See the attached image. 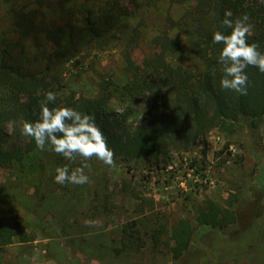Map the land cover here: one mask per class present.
I'll return each mask as SVG.
<instances>
[{"label":"rangeland","instance_id":"1","mask_svg":"<svg viewBox=\"0 0 264 264\" xmlns=\"http://www.w3.org/2000/svg\"><path fill=\"white\" fill-rule=\"evenodd\" d=\"M61 3L0 0V51L10 42L14 44L16 67L41 68L45 60L36 59L40 50L53 49L41 31L28 37L19 34L14 22L17 12H30L38 27H53L62 23ZM185 7L159 0L147 11L132 49L139 64L150 63L154 35L167 29L175 36L176 31L165 26V17L170 13L178 18ZM129 34L124 32L123 38L105 47L83 45L62 65H52L48 74L65 95L96 98L113 92L109 108L119 112L124 102L118 89L130 79L122 55ZM168 59L196 71L205 68L185 47L170 53ZM142 101H135L137 108ZM127 123H134L133 116ZM5 131L8 148L24 147L28 142L13 124ZM170 153L171 162L166 166L161 160L159 166L154 159L126 160L115 155V167H109L95 157L69 161L54 151L35 148L20 161L0 164V222L14 226L16 220H22L25 232L35 237L27 242L15 237L0 246V264L47 260L42 264H264V210L252 216V224L240 228L237 224L225 228L197 225L195 221L197 210L209 199L222 205L235 199L236 205L260 198L258 189L264 191V115L253 121L244 119L234 132L214 127L189 149ZM85 164L89 183L55 182L58 166L67 165L71 170ZM180 218H190L196 229L191 249L176 259L170 234ZM134 219L145 245L133 253L115 255L113 247L120 246L122 227ZM85 221L98 225L89 226ZM162 225L166 232L155 243L153 231ZM90 242L97 245L90 246Z\"/></svg>","mask_w":264,"mask_h":264},{"label":"trees","instance_id":"2","mask_svg":"<svg viewBox=\"0 0 264 264\" xmlns=\"http://www.w3.org/2000/svg\"><path fill=\"white\" fill-rule=\"evenodd\" d=\"M158 1L62 0V23L53 27H38L30 12H17L14 22L19 34L28 37L41 31L52 42L53 49L40 50L36 59H44L45 63L36 69L13 64L14 44L11 42L0 51V164L20 161L37 148L31 137L24 147H6L5 127L13 124L14 130H22L23 122H34L41 110L40 102L49 91L56 94V100L48 102V107H70L94 115L115 155L126 160L154 159L157 165L161 160L165 166L171 162L172 150L189 149L214 127L234 132L244 119L253 121L264 115V73L252 66L245 69L247 95L222 88L223 65L219 63V55L223 45L213 43L214 32L230 33L231 29L222 27L225 11L230 10L233 20L243 14L250 17L253 29L248 43L256 42L264 52V0H168L186 6L180 17L174 18L170 13L165 17V26L176 31L175 36L167 29L154 35L150 63L142 66L133 57L132 49L137 44L147 11ZM134 20H137L135 24ZM127 31L130 34L122 55L130 79L118 89L119 99L124 102L119 112L109 108L111 91L96 98L65 95L59 91L54 77L48 74L52 65H62L83 45L108 46L123 38ZM182 47L201 59L205 68L196 71L171 62L168 55ZM139 98L143 103L137 108L135 101ZM131 116L134 123L126 124ZM258 193L260 198L236 205L235 199L228 205L209 199L197 210L196 224L218 228L248 225L253 222L250 221L253 215L264 210V191L258 189ZM21 221L16 220L14 226L0 222V246L10 244L15 237L23 242L35 239L25 232ZM138 225L134 219L122 227L120 246L113 247L115 255L133 253L145 245L146 239ZM195 229L190 218H180L173 225L170 238L174 258L180 259L189 252ZM163 232H166L163 225L161 229H154L155 243L160 241Z\"/></svg>","mask_w":264,"mask_h":264},{"label":"clouds","instance_id":"3","mask_svg":"<svg viewBox=\"0 0 264 264\" xmlns=\"http://www.w3.org/2000/svg\"><path fill=\"white\" fill-rule=\"evenodd\" d=\"M233 13L226 10L222 27L231 29L229 34L216 31L213 43L222 44L219 63L223 65L221 87L241 95H247L248 77L245 69L256 67L264 73V52L259 50L256 42L248 43L253 25L250 17L243 14L235 20ZM56 94L47 92L45 100L40 102V112L34 122H23L22 134L31 137L41 151L51 150L69 161L77 157L91 160L93 157L109 167H115L114 150L108 146L107 138L97 125L95 116L81 113L70 107H48V102H54ZM82 167L69 169L67 165L55 169L54 180L57 184L71 183L84 185L90 182ZM89 226H96V221H85Z\"/></svg>","mask_w":264,"mask_h":264},{"label":"crops","instance_id":"4","mask_svg":"<svg viewBox=\"0 0 264 264\" xmlns=\"http://www.w3.org/2000/svg\"><path fill=\"white\" fill-rule=\"evenodd\" d=\"M47 261H49V260H47ZM47 261H44V262H42V263H45V262H47ZM42 263H40V264H42Z\"/></svg>","mask_w":264,"mask_h":264}]
</instances>
